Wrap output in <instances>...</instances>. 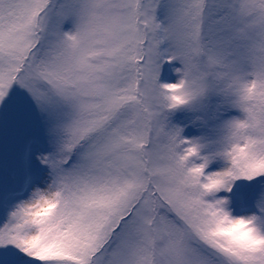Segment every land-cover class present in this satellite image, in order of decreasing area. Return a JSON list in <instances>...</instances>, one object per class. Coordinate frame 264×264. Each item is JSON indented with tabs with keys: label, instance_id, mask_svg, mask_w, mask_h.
<instances>
[{
	"label": "snow or ice",
	"instance_id": "1",
	"mask_svg": "<svg viewBox=\"0 0 264 264\" xmlns=\"http://www.w3.org/2000/svg\"><path fill=\"white\" fill-rule=\"evenodd\" d=\"M0 264H264V0H0Z\"/></svg>",
	"mask_w": 264,
	"mask_h": 264
}]
</instances>
